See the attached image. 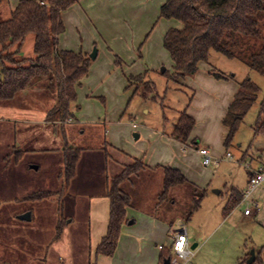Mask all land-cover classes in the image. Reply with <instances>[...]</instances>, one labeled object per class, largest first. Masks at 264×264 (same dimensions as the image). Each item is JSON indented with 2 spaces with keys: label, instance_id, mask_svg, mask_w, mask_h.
Segmentation results:
<instances>
[{
  "label": "rangeland",
  "instance_id": "obj_1",
  "mask_svg": "<svg viewBox=\"0 0 264 264\" xmlns=\"http://www.w3.org/2000/svg\"><path fill=\"white\" fill-rule=\"evenodd\" d=\"M13 1L6 0L8 3L6 5L8 7L12 6V9H14ZM139 4L141 6L140 13H143L142 8L144 10L145 8L149 9L153 6V0H141ZM3 19H5L4 14L0 12V20ZM157 22L154 21L146 27L144 31V34L147 35L146 40L151 33H157L160 30L162 26L160 22L168 21L161 18ZM175 23L174 26H178L176 21H174ZM91 31L92 33L88 28V33L92 39L88 56L94 49L98 51L99 48L104 49L105 47L112 55V69L119 73L127 70L136 62H142L138 50L131 63H126L108 45L102 42L103 47L95 26H91ZM78 39L79 43L82 44L80 35H78ZM33 40V35L27 36L20 52L22 57H33ZM123 44L127 45L126 43ZM142 47H145V45L142 44ZM99 61H101L100 58ZM206 64L214 72L223 73L226 78H232L233 74L240 82L248 78L259 88L260 92L256 102L241 122L230 148L227 151H222V156L219 157L222 160L220 159L219 164L204 166L202 158L200 159L199 166L201 169L212 172L211 177L214 178L211 186L205 187L208 196L202 199L200 208L190 218L188 217L187 212L191 210L193 198L196 196L191 192L190 189L192 188L180 186L178 191H170L167 200L159 204V209L161 205H164V209H158V213L161 218L172 221V229H177L178 222L183 221L189 236V247L195 243L197 244L192 249L193 255L184 264H249L251 251L254 249L258 253L264 245V226L253 219L255 210L253 204L257 202L262 206L264 204V193L253 191L250 195L245 196L240 208L237 206L229 217L223 219L222 210L227 203L226 191L220 195H214L212 192L222 188L224 190L237 187L239 191L242 190V193L246 195L248 168L256 167V158L260 157L264 160V135L255 132L259 113H261L260 125L264 121V76L259 75L240 59H228L215 51H210ZM164 70L171 72V67L162 65L156 73L146 74L145 81L141 82L138 87L129 85L126 77L125 86L122 87L119 94L113 93V88L117 85L110 79L96 83L84 79L79 87L80 91L84 92L83 102L88 99L87 103L83 104V109L85 113H90L93 110L96 112V114L89 117V126L84 125L83 132L85 131V134L81 135V131L78 130L80 138H75L77 126L69 125L70 129H68L67 124H73L74 121H66L61 128L56 129V133H59L58 136L55 135L53 129L51 138L55 136L58 139L60 138L62 147L65 143H68L69 146L82 148V155H80L79 160L81 164L84 162L83 168L87 167L88 163L86 161L89 158H92L93 163H99L105 159L103 147L106 140L105 137L103 138V128L108 130L117 125L126 127L128 129V142L131 146L145 145L147 147L148 140L146 141L144 133L151 131L150 127H171V124H176L180 114L191 103L194 94L183 83L167 81L165 76L161 75ZM147 82L155 89L151 94L144 91L145 85L143 84ZM54 100V95L49 91H45L39 94L30 92L27 97L19 95L13 100L0 102V264L61 263L54 253L45 257L46 247H48L47 245L52 238L47 226H51L56 221L67 217L62 200L67 188L61 185L58 178V173L62 170V154L56 147L59 143L54 145V139L49 138L48 144H45L46 147H42L44 143L38 145L36 142L38 135H42L41 138H45V134L49 135V133L44 134L40 131L35 134L30 132L25 140H21L19 137V132L23 128V124H21L23 122L20 120L24 118L32 121L29 125H38L41 124L40 120L43 119L45 124L47 111L54 104ZM81 103L82 101H79L78 98L77 104L80 108L82 107ZM114 109L116 110L112 115L111 112ZM132 123L136 124L133 127H138L136 131L132 130ZM65 125L66 130L68 129L71 134L68 135L64 132ZM99 125L103 126L101 130ZM139 130L143 135L140 139L135 140L132 132H139ZM108 151H111V149H108ZM89 154L90 156H88ZM80 162L77 170L80 169ZM33 167L38 169L35 170ZM47 172L49 173L46 175ZM88 174L83 172L81 179L83 180ZM153 181L151 180L149 183L154 184ZM44 190H50L55 194L46 199H28L30 194ZM59 191L60 193H58ZM160 193L161 189L158 185H150L144 196L138 198L141 203L145 200L150 206L154 207L159 203L158 195ZM254 197L256 198L254 199ZM171 198L176 201L172 205L174 206L173 209L170 204ZM247 203L253 213L250 218L244 217L243 213ZM261 210L258 211L260 216H262ZM28 211L32 214L29 222L18 219L20 215ZM84 229L80 228L76 235L72 233L71 240L68 243V248L73 251V256H69L76 263L83 262L77 258L82 245L75 239H83ZM168 243L169 246H167ZM172 243L173 237L169 235L167 242L163 243V247L169 249ZM43 251H45L44 255ZM62 262L68 263L69 261L65 258ZM254 264H264V258L260 263L255 262Z\"/></svg>",
  "mask_w": 264,
  "mask_h": 264
},
{
  "label": "crops",
  "instance_id": "obj_2",
  "mask_svg": "<svg viewBox=\"0 0 264 264\" xmlns=\"http://www.w3.org/2000/svg\"><path fill=\"white\" fill-rule=\"evenodd\" d=\"M14 1L13 5L16 6L19 0ZM140 1L78 0L62 14L64 32L58 38V48L60 50L73 52L83 50L82 52L86 54L90 53L92 39L88 33V28L90 33H92L91 26H95L99 33L100 42L108 45L126 63H131L132 59L136 56L135 53L139 50L142 62H136L121 73L112 69V55L105 49L103 43L106 51L103 48H99L98 51L96 50V57L92 61L88 76L85 79L88 82L92 81V83L112 80L117 85L113 88L114 94H119V91L125 86V78L127 76H137L143 73L149 75L150 73H156L157 69L162 65H166V67L170 66L171 69L173 66L167 51L163 47L162 41L167 30L174 27L176 23L174 24L173 20L160 22V25H162L160 30L157 33H151L147 40V35L144 34L146 27L154 21L159 22L161 20L159 19L160 7L166 0H153V6L149 9L145 8L144 10L142 8L143 13H140ZM6 4L8 3L5 1L0 5V12L4 14V17H7L9 12L13 10L12 6L8 7ZM78 35L81 36L82 44L79 43ZM142 44L145 47H142ZM99 58L101 61H99ZM210 70L211 68L208 64L199 63L194 75L185 76L177 80V82L183 83L194 93L191 103L184 110L194 120V126L185 143L177 142L171 138L170 135L174 124H171V127H150L151 131L144 133L146 141L148 140L147 147L145 145L131 146L128 142V129L126 127L117 125L106 130V128L99 125L100 130L101 128L104 129L103 138L105 137L106 143L109 146L124 153L129 158L141 159L146 169L149 170V174H147L149 176L148 182L141 188L143 191L140 196H144L145 191L150 185L161 187L162 170L160 168L167 167L179 170L190 184L200 190H205V187L211 186L214 179L211 177L212 172L207 169H201L199 166L201 156L198 150L201 148L207 149L214 159H221L219 157L222 156V151L228 150L224 146L227 127L223 124V118L238 90L240 81L236 79L234 74L232 78L216 79L210 73ZM81 92L78 87L77 100L79 98V101H82L81 110L79 109L74 113V123L67 124L68 129H70L69 125L77 126L75 138L78 139L80 138L78 130L81 131V135L85 134V131L83 132L84 125L88 127L89 117L96 114L94 110L90 113H85L83 104H86L88 99L83 102L82 97L84 92ZM27 96L29 94L22 97ZM33 96L35 97V95ZM115 110L111 112L112 115ZM20 121L23 122L21 123L23 124V128L21 131L19 130L21 140H25L30 132L34 134L39 131L44 132V134L49 133V135L45 134V138H41L42 135H38L36 142L38 145L44 143L42 147H46L45 144H48L50 139H54L53 143H55L54 145H58L59 143L56 147L61 153L62 144H60V138L58 139L57 137L59 133H56V129L61 127L59 124L55 126L44 124L43 119L40 120L41 124L38 125H29L32 121L24 118ZM131 126L132 130L136 131L138 129V127H133L136 126L135 123H132ZM53 129L57 136L51 138L53 136ZM68 129L66 130L65 125L64 132L69 135L71 133L68 132ZM141 133L140 130L139 132H132L133 136L137 135V138L134 139H140L143 135ZM55 139L58 140L56 141ZM192 142H195L197 146L193 147ZM79 162L80 160L77 163L75 176L71 179L62 199L65 213H67V220L59 236H56V227L59 221L55 222L56 225L54 223L51 226H47L52 238L51 242L47 245L48 247H46L47 252L45 257L54 253L58 257L59 262H61L58 264H159L160 247L164 246L163 243L167 242L169 235H172L175 229H172L173 224H170L172 223L170 220L161 218L159 213L154 212L153 207L145 200H143V203L139 200L135 206L127 209L126 219L128 222L121 227L118 243L113 255L111 257L95 255V249L106 234L108 224L109 201L106 197L108 163L105 159L102 162L93 163L92 158H89L86 161L88 163L87 167L83 168L84 162L82 164L80 162V169L77 170ZM256 162V167L248 168L246 182H248L250 170H256L264 165V160L260 157L256 158ZM83 172L89 174L82 180L81 174ZM151 180L155 181H153L154 184L149 183ZM222 189L213 190L212 194L220 195L226 191L227 201L231 190L239 191L237 187ZM254 191H256L255 193H264L263 188H257ZM239 192H242V190ZM207 196L208 194L205 192L204 197L207 198ZM240 204L241 202L237 205L238 208H240ZM236 207L226 217H229ZM260 209H262L260 212H262L261 215L263 217L258 213ZM260 209L254 210V215L251 212L249 215H244V217L250 218L253 215V219L264 226L262 224L264 204ZM181 223L184 224L183 221H179L178 225ZM80 228H85L83 239L75 240L82 245L77 258L83 262L76 263L75 260L73 261L70 258L71 255L73 256V251H70L71 248H68V243L71 240V234L76 235ZM167 246H169V243ZM196 246L197 244L195 243ZM253 251L255 260L258 253L254 249ZM65 258L69 261L68 263L62 262Z\"/></svg>",
  "mask_w": 264,
  "mask_h": 264
},
{
  "label": "trees",
  "instance_id": "obj_3",
  "mask_svg": "<svg viewBox=\"0 0 264 264\" xmlns=\"http://www.w3.org/2000/svg\"><path fill=\"white\" fill-rule=\"evenodd\" d=\"M5 1L0 0V5ZM77 1L19 0L8 16L0 20V102L13 100L16 96L30 92L39 94L49 91L55 100L47 111L45 123L54 126H62L66 121L75 120L74 113L80 109L77 104V88L88 76L92 62L82 51L58 48V38L64 32L62 14ZM161 18L178 23V26L167 30L162 41L173 64L171 72L164 70L161 73L167 81L194 75L199 63H207L210 51L228 59H240L264 76V0H166L160 7L159 19ZM29 35L34 38L33 57L24 58L20 52ZM210 73L216 79L226 78L223 73L213 70ZM145 76V73L127 76V82L138 87L145 81ZM143 85L146 93L155 91L150 83ZM259 92V88L248 78L239 83L223 118V124L227 127L224 140L226 148L231 145ZM257 120L255 132L264 135V121L260 125L261 113ZM193 126L194 120L184 111L174 124L170 136L177 142L185 143ZM192 146L196 147L197 144L192 142ZM103 149L108 163L106 197L109 201V216L106 234L97 245L95 255L111 257L116 249L121 227L128 222L126 211L139 201L140 190L148 182L149 170L141 159L129 158L106 142ZM81 152L82 149L69 146L68 143L62 147V170L58 173V178L65 188L75 176ZM160 169L161 193L158 195L159 203L153 207L154 212H159V204L167 200L170 191L187 186L192 188L190 190L196 196L191 210L187 212L190 218L199 208L206 190L190 184L177 169ZM54 194L50 190H44L30 194L28 199H46ZM243 198L242 192L231 190L222 216L225 218ZM170 201L171 206L176 203L174 198ZM160 209L163 210L164 205ZM66 220L63 218L57 224L56 236H59ZM170 256V249L161 248L159 264H164ZM263 258L264 245L252 264L260 263Z\"/></svg>",
  "mask_w": 264,
  "mask_h": 264
},
{
  "label": "built area",
  "instance_id": "obj_4",
  "mask_svg": "<svg viewBox=\"0 0 264 264\" xmlns=\"http://www.w3.org/2000/svg\"><path fill=\"white\" fill-rule=\"evenodd\" d=\"M201 158L202 164L204 166H209L211 164H217L220 159H214L209 151L205 148H201L198 150ZM262 187L264 189V165L256 170L249 171V178H248V185H247V192L245 196H248L252 193L255 189ZM249 203V202H248ZM245 205L244 208V215H249L252 210L249 204ZM254 209L259 210L261 208L259 203H254ZM262 224L264 225V218L262 220ZM173 243L169 247L171 256L168 258V264H184L187 262L192 254V249L189 247L188 239H187V230L183 223L179 224L177 229L172 232ZM182 245V247L178 250L177 246ZM163 247H160V250Z\"/></svg>",
  "mask_w": 264,
  "mask_h": 264
},
{
  "label": "water",
  "instance_id": "obj_5",
  "mask_svg": "<svg viewBox=\"0 0 264 264\" xmlns=\"http://www.w3.org/2000/svg\"><path fill=\"white\" fill-rule=\"evenodd\" d=\"M96 57V50L94 49L93 52L90 54L89 58L91 60H94ZM134 138H137V135H134ZM35 170H37L38 168L37 167H33ZM19 220L21 221H25V222H29L31 220V213L28 211L22 215H20L18 217ZM195 247V244L191 247V249H194ZM252 262H254V251L252 250L251 253H250V258L248 260V263L251 264ZM169 263V260L166 259L164 261V264H168Z\"/></svg>",
  "mask_w": 264,
  "mask_h": 264
},
{
  "label": "clouds",
  "instance_id": "obj_6",
  "mask_svg": "<svg viewBox=\"0 0 264 264\" xmlns=\"http://www.w3.org/2000/svg\"><path fill=\"white\" fill-rule=\"evenodd\" d=\"M181 247H182V245H178V246H177L178 250H179Z\"/></svg>",
  "mask_w": 264,
  "mask_h": 264
}]
</instances>
